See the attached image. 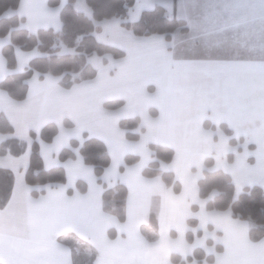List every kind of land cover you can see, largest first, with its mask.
Instances as JSON below:
<instances>
[{
	"label": "crops",
	"instance_id": "obj_1",
	"mask_svg": "<svg viewBox=\"0 0 264 264\" xmlns=\"http://www.w3.org/2000/svg\"><path fill=\"white\" fill-rule=\"evenodd\" d=\"M68 2L20 0L5 17L18 16L32 33L60 31ZM72 6L92 18L85 0H73ZM157 7L184 20L188 31L176 30L168 39L137 36L124 26ZM94 36L124 53L118 59L91 55L95 78L66 89L59 77L35 73L22 101L0 88V114L14 128L12 134L0 133V144L11 138L27 143L20 157L0 156V169L14 177L10 199L0 209V264H76V252L84 247L92 251V264H264V236L251 240L253 223L230 211H208L198 186L205 172L220 170L232 178L237 193L244 185L264 189V0H135L127 20L95 22ZM9 43V37H0V83L38 55L16 47L10 70L3 54ZM114 100L123 105L105 107ZM130 119H138L130 131L137 140L120 124ZM49 123L58 133L51 143L38 139L44 168L63 167L66 182L29 186L30 133ZM84 136L104 142L111 157L101 182L79 147L73 159L58 157L71 139L81 145ZM150 144L174 151L170 163H158L179 191L161 175L143 174L155 160ZM127 155L138 161L126 165ZM79 181L85 192L77 188ZM117 184L127 189L123 222L103 209L105 189ZM149 216L157 229L148 235ZM197 249L202 258L173 261V254L186 260Z\"/></svg>",
	"mask_w": 264,
	"mask_h": 264
},
{
	"label": "trees",
	"instance_id": "obj_2",
	"mask_svg": "<svg viewBox=\"0 0 264 264\" xmlns=\"http://www.w3.org/2000/svg\"><path fill=\"white\" fill-rule=\"evenodd\" d=\"M72 1L61 11L62 28L60 31L53 29H41L34 33L21 27L23 19L18 16L6 18L8 11L17 10L20 0H0V37L10 38V43L3 47V54L8 68L16 66L15 48L23 51L37 50L38 55L33 58L29 66L22 72L8 75L1 83L0 88L9 93L12 99L25 100L28 96L27 81L35 74L41 76L50 74L60 78L62 87L68 89L75 83L95 78L97 71L88 62V57L97 54L103 56L111 54L114 58L124 57V53L114 47L99 43L94 36L95 22L111 19L127 20L135 0H85L92 11V18L83 13L76 12ZM125 27L131 29L137 36H149L153 34L165 35L168 39L176 30L182 33L188 31L184 20L170 18L165 9L157 7L150 11H144L138 22L125 23ZM63 47L71 49L74 54L63 53ZM109 109H118L123 105L121 100H114L104 104ZM121 126L128 130L127 137L137 140L139 136L130 131L138 126V119L123 120ZM14 128L5 117L0 114V133H13ZM58 133L54 123H49L39 133L31 132L33 139L29 166L25 171V181L29 186H47L66 182V173L63 167H55L50 170L44 168L43 158L40 154L38 139L51 143ZM79 147V153L86 164L94 167L96 176L100 178L111 164V157L107 147L101 140L84 136L80 143L71 139L69 146L63 148L58 157L60 161H66L75 157L74 149ZM154 161L150 162L143 170L147 177L161 175L168 185H173L174 190L179 191V185L174 182L171 173L161 172L158 161L170 163L174 151L169 147L150 144ZM27 149V143L17 138L8 139L0 144V156H22ZM138 161L136 156L127 155L124 163L130 165ZM207 166L212 164L207 159ZM122 170V169H121ZM14 177L11 171L0 169V209H3L10 199L13 189ZM199 197L206 201L208 211H230L233 218L249 220L253 223L249 236L251 240L258 241L264 236V189L259 185H244L237 193V188L232 178L223 171L205 172L199 180ZM77 188L85 192L87 187L82 181L77 183ZM72 193V190H68ZM33 191V195H39ZM127 189L123 184H117L114 188H106L103 193L105 211L112 212L119 221H125V200ZM194 224V222H192ZM192 239L191 234L188 235ZM203 257L201 250H195L193 256L186 260L173 254L175 262H191ZM91 264V263H90Z\"/></svg>",
	"mask_w": 264,
	"mask_h": 264
},
{
	"label": "rangeland",
	"instance_id": "obj_3",
	"mask_svg": "<svg viewBox=\"0 0 264 264\" xmlns=\"http://www.w3.org/2000/svg\"><path fill=\"white\" fill-rule=\"evenodd\" d=\"M63 53H69V54H74V51L71 50V49H67L65 47H63ZM95 55V54H94ZM90 57V56H89ZM88 57V58H89ZM58 146H59V141H58ZM143 162L145 161V158H142ZM155 221V217L153 216H149L148 217V224H146V227L144 230H147V234L149 235L150 234V229L151 228H156V225L153 224V222ZM153 224V225H152ZM71 242V240H69ZM73 243V242H72ZM93 254H92V251L86 247L84 248H81L80 252H76V264H92V258Z\"/></svg>",
	"mask_w": 264,
	"mask_h": 264
}]
</instances>
